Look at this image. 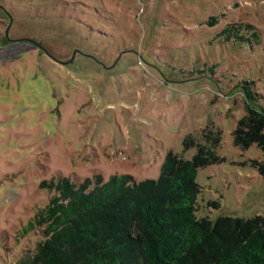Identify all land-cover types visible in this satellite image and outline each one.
<instances>
[{
	"label": "rangeland",
	"instance_id": "rangeland-1",
	"mask_svg": "<svg viewBox=\"0 0 264 264\" xmlns=\"http://www.w3.org/2000/svg\"><path fill=\"white\" fill-rule=\"evenodd\" d=\"M0 7L13 17L7 34L0 13V264H20L41 240L40 229L21 234L55 194L44 181L157 180L168 152L191 160L197 145L212 149L218 133L217 161L197 175L198 218L264 216V175L255 164L264 153L235 146L233 137L246 114L245 82H254L264 107V0H0ZM217 15L219 24L208 27ZM232 22L258 28L260 44L220 35ZM75 51L72 63L57 62ZM187 137L196 143L189 150Z\"/></svg>",
	"mask_w": 264,
	"mask_h": 264
},
{
	"label": "trees",
	"instance_id": "trees-1",
	"mask_svg": "<svg viewBox=\"0 0 264 264\" xmlns=\"http://www.w3.org/2000/svg\"><path fill=\"white\" fill-rule=\"evenodd\" d=\"M41 8L44 13H56L51 6ZM9 12L0 8L10 22ZM217 24L218 15L206 22L210 28ZM222 34L227 40L256 39V44L262 38L254 25L238 22L225 25ZM107 45L111 44L107 41ZM244 84L246 114L233 132L234 144L241 149L256 145L264 153L262 95L254 82ZM211 139L212 149L197 145L191 160L168 152L157 180L137 183L122 175L104 181L97 175L80 185L67 178L44 181L41 187L55 194L23 229V238L36 229L43 233L35 251L20 264H264L263 215L216 221L197 216L198 171L217 161L214 149L221 133ZM193 146L194 139L187 137L185 150ZM255 164L264 175V161Z\"/></svg>",
	"mask_w": 264,
	"mask_h": 264
},
{
	"label": "water",
	"instance_id": "water-1",
	"mask_svg": "<svg viewBox=\"0 0 264 264\" xmlns=\"http://www.w3.org/2000/svg\"><path fill=\"white\" fill-rule=\"evenodd\" d=\"M0 8H2V7H0ZM3 9V8H2ZM11 24H12V20L10 21V24H9V27H8V29H7V34H8V32H9V29H10V27H11ZM29 46V48H34V46L32 45H28ZM79 52L78 51H75L74 53H73V58L69 61V62H59L58 60H57V62L58 63H60L61 65H68V64H70V63H72L73 61H74V59H75V57H76V55L78 54Z\"/></svg>",
	"mask_w": 264,
	"mask_h": 264
}]
</instances>
